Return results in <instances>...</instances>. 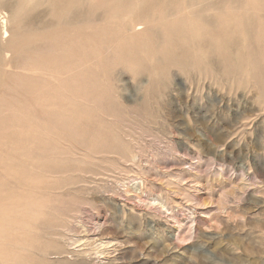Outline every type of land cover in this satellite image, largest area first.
<instances>
[{
	"label": "rangeland",
	"instance_id": "rangeland-1",
	"mask_svg": "<svg viewBox=\"0 0 264 264\" xmlns=\"http://www.w3.org/2000/svg\"><path fill=\"white\" fill-rule=\"evenodd\" d=\"M51 1L0 0V264H264V0Z\"/></svg>",
	"mask_w": 264,
	"mask_h": 264
},
{
	"label": "bare ground",
	"instance_id": "bare-ground-1",
	"mask_svg": "<svg viewBox=\"0 0 264 264\" xmlns=\"http://www.w3.org/2000/svg\"><path fill=\"white\" fill-rule=\"evenodd\" d=\"M52 4H53V1H51V0H29V3H26V5H27V7L29 8V9H31L32 7H40V6H42V5H45V6H47V8L49 9V6H50V11L52 12L53 11V6H52ZM88 5V4H87ZM25 8H26V6L25 5H23V6H21L20 7V9L21 10H25ZM133 13V12H132ZM131 14V13H130ZM73 19V18H72ZM56 21V20H55ZM51 23V22H50ZM5 29V28H4ZM6 33V32H5Z\"/></svg>",
	"mask_w": 264,
	"mask_h": 264
}]
</instances>
